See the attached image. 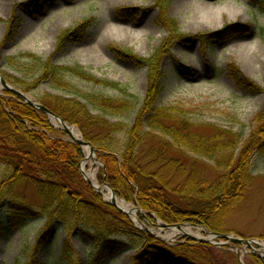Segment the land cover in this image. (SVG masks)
Segmentation results:
<instances>
[{
	"label": "trees",
	"instance_id": "trees-1",
	"mask_svg": "<svg viewBox=\"0 0 264 264\" xmlns=\"http://www.w3.org/2000/svg\"><path fill=\"white\" fill-rule=\"evenodd\" d=\"M155 5L157 24L166 31L160 46L148 58L116 51L121 58L147 69L145 97L129 125L112 124L104 118L109 115L127 119L131 106L125 99L112 100L96 93L85 95L88 104L100 111L97 116L77 98L47 97L50 104L43 105L75 126L82 139L95 149L103 166L97 176L99 185H109L118 198L152 213L166 225L190 224L220 233L217 226L222 225L223 215L242 198L252 180L253 154L264 156V102L255 115V129L239 150L238 134L217 128L213 133L199 134L185 119L186 112L158 106L162 92L159 65L167 50L176 41H192L198 37L204 46L213 36L180 34L177 22L167 14L169 0H155ZM225 30L214 34L215 37L223 36ZM63 36L60 35L59 41ZM5 66L22 76L35 78L32 84L24 85L0 72L23 92L31 90L39 80H47L52 87L76 95L78 91L66 79L76 78L127 94L118 84L98 79L81 66H56L30 53L8 58ZM229 76L238 84L255 87L231 68ZM257 90L264 95V89ZM122 132L124 136L118 138ZM67 137L64 131L51 126L44 112L22 102L11 92L0 96V206L5 205L4 211L11 223L43 219L45 225L38 242L48 234L53 223L58 224L67 236L61 251V258L67 264H81L75 259L68 240L73 231L79 232L90 244L87 264H100L106 253L114 256L129 246L137 251L131 264H147V261L149 264H214L207 244L181 240L172 247L166 246L105 203L81 176L80 165L84 160L81 146ZM188 153L212 160L216 176L209 180L202 167L207 164ZM28 188L34 190L36 198L28 197ZM137 217L142 220L141 215ZM147 219L157 226L153 219ZM4 230L0 219V234ZM251 261V264H264V258L255 255H251Z\"/></svg>",
	"mask_w": 264,
	"mask_h": 264
},
{
	"label": "rangeland",
	"instance_id": "rangeland-1",
	"mask_svg": "<svg viewBox=\"0 0 264 264\" xmlns=\"http://www.w3.org/2000/svg\"><path fill=\"white\" fill-rule=\"evenodd\" d=\"M262 1L169 0L168 5V17L177 22L180 34H208L213 40L204 46L200 37L176 41L167 50L159 65L162 92L157 104L186 112L185 119L199 134L213 133L215 128L238 134L241 140L238 150L255 129L254 118L264 102L263 92L257 90L264 89ZM157 18L155 0H0V72L24 85L32 84L35 78L22 76L5 66L8 58L24 53L51 61L56 66H81L98 79L118 84L127 94L76 78H66L78 91L76 95L52 87L47 80H39L28 92L18 89L42 106L44 102L50 104L47 97L77 98L96 116L100 111L88 104L85 95L96 93L112 100L125 99L131 106L127 119L109 115L104 118L112 124L129 125L145 97L147 69L121 58L116 51H129L135 58H148L166 36L165 29L157 24ZM223 30L226 31L223 36L215 37L214 34ZM61 34L65 36L59 41ZM230 68L255 87L248 88L234 81L229 76ZM4 92L7 91L0 85V96ZM48 121L53 128L64 131L50 116ZM72 127L80 134L75 126ZM123 136V132L117 135L118 138ZM82 149L85 158L87 150ZM188 155L207 164L202 167L209 180L216 176L212 160ZM95 157L97 159L96 154ZM250 163L252 180L242 198L221 217L223 223L217 226L221 232L217 234L253 239L264 245V156L254 153ZM101 168L88 160L83 172L93 175L97 182ZM27 195L31 199L37 197L31 188ZM4 207V204L0 206V219L5 228L0 234V264H67L61 258L67 236L58 224L53 223L48 234L38 242L45 221L39 218L11 223ZM147 217L142 220L137 217L147 230L128 218L133 225L142 227L166 246L172 247L181 240H184L182 243L207 244L214 264H251V255L264 258V251L254 244L248 247L224 238H210L205 228L201 230L182 224L199 233L201 239L210 241L196 242L182 234L171 235L172 229L153 226ZM68 240L75 259L87 264L90 244L77 231H73ZM136 252L129 246L114 256L106 253L100 264H131Z\"/></svg>",
	"mask_w": 264,
	"mask_h": 264
},
{
	"label": "water",
	"instance_id": "water-1",
	"mask_svg": "<svg viewBox=\"0 0 264 264\" xmlns=\"http://www.w3.org/2000/svg\"><path fill=\"white\" fill-rule=\"evenodd\" d=\"M0 85L2 87L3 90L7 91V92H11L12 94H14L18 99H20L21 101H23L24 103L30 105L31 107L37 109V110H40L44 113H46L48 116L51 117V119H53V121L57 124V127L60 128V129H63L66 133H68V135L70 136L71 140L80 145L82 148H84L85 150H87L86 152V157L84 158V161L81 163V168H80V172H81V175L83 177V179L91 185V187L97 191L102 197H103V200L105 201V203H108L110 205H112L114 208H116L119 212H121L122 214L126 215L127 217H131L132 218V221H136V223H138L140 226H142L145 230H147V228L145 227V225L143 224V222L139 221L136 217L137 213H139L142 217H144L146 219L147 216L153 218L157 225L161 226L162 228H167V229H182L184 225L182 224H178V225H165L163 223H161L157 217L149 212H145V211H142L141 209L139 208H133L132 210H129V211H126V210H121L117 205H116V202L115 200H120V201H123L122 199L118 198L113 190L110 188L109 185H103V186H99L97 184H93V182L88 179L86 176H85V173L83 172V167H84V164L86 163V161L88 159H92L94 161V164L95 166H102L100 163L97 162V159L95 157V150L94 148L92 147L91 144L83 141L82 137L80 134H78L77 137L73 136L72 134V130H74V127L70 126L68 123H66L65 121H63L60 117L56 116L55 114H53L51 111L47 110L44 106L36 103L35 101H32L31 99H29L25 94H23L20 89L14 87L13 85H10L9 83H7L3 77L0 75ZM108 189V196H109V199H105L102 191L105 190V189ZM124 202V201H123ZM190 227H193V228H198V229H201V230H204L203 227H199V226H196V225H188ZM142 227H140V229H143ZM209 236L210 238H215V237H219V238H224L226 240H228L229 242H232V243H237V244H244L248 247H252V244L256 245V246H259L262 250H264V245H261L260 242H258L257 240H253V239H250V240H245V239H241V238H237L235 236H229V235H220V234H216V233H213L211 231H209ZM187 238H191L189 236H185ZM193 239V238H192ZM196 242H210L209 240H204V239H194Z\"/></svg>",
	"mask_w": 264,
	"mask_h": 264
},
{
	"label": "bare ground",
	"instance_id": "bare-ground-1",
	"mask_svg": "<svg viewBox=\"0 0 264 264\" xmlns=\"http://www.w3.org/2000/svg\"><path fill=\"white\" fill-rule=\"evenodd\" d=\"M243 69H244V68H243ZM244 72H245L246 74H250L249 71H247V70H245V69H244ZM71 132H72L73 136H75V137L78 136V134H77V132H76L75 130H72ZM87 161H88V160H87ZM85 165H86V163H85ZM85 176H86L88 179H90V180L93 182V184H96L95 181H94V177H93V175L87 173V174H85ZM102 193H103L105 199H109V196H108V189H107V188H106L105 190H103ZM115 202H116V205H117L121 210L129 211V210H132V209H133V207H132L131 205L126 204V203L123 202V201H120V200H117V199H116ZM177 234H182L183 236H189V237H191V238H193V239H201V238L199 237V236H200L199 233H197V232H193V231H192L191 229H189V228H184V227H183L182 229H176V228L172 229L171 235H177Z\"/></svg>",
	"mask_w": 264,
	"mask_h": 264
}]
</instances>
